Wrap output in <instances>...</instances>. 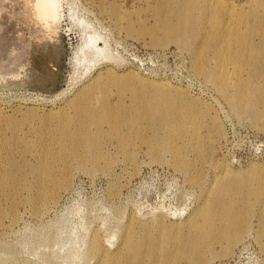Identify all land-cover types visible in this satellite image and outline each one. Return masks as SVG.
I'll list each match as a JSON object with an SVG mask.
<instances>
[{"label":"rangeland","instance_id":"374dc122","mask_svg":"<svg viewBox=\"0 0 264 264\" xmlns=\"http://www.w3.org/2000/svg\"><path fill=\"white\" fill-rule=\"evenodd\" d=\"M229 1L242 11L53 0L40 15L0 0V264H99L103 247L164 264L197 211L213 217L194 243L206 264H264V0ZM88 33L104 52L86 60ZM227 166L237 196L212 185ZM224 200L242 208L236 242Z\"/></svg>","mask_w":264,"mask_h":264},{"label":"bare ground","instance_id":"6f19581e","mask_svg":"<svg viewBox=\"0 0 264 264\" xmlns=\"http://www.w3.org/2000/svg\"><path fill=\"white\" fill-rule=\"evenodd\" d=\"M210 5H223L226 4L227 8L230 13L233 12L234 9H240L242 11L241 6L236 5L233 1L229 0H208ZM53 4V0H24V5L29 8L31 11H35L37 14H44L46 8H50ZM79 25L82 27L83 31L86 32V30L90 27V23L85 21L84 19L78 20ZM93 36L91 34H87V37H85L83 44L80 46L79 50L84 56V59L87 60L88 55H90L89 50L91 51L92 55L93 53L100 54L104 52L103 47H97L95 46V42L93 40ZM237 40V39H236ZM237 47L239 48V44H237ZM83 59V58H82ZM83 59V60H84ZM91 89V88H88ZM88 92V90H84L82 94L79 95V97H83V94L85 95ZM94 107H87L84 114L85 115H91L93 113ZM105 118H112L117 119L116 116H112L111 114L104 115ZM142 118L150 119L154 121L157 117V112L153 110V108H150L149 110L145 111ZM158 119V118H157ZM99 120L100 119H96ZM130 119H124L122 120L121 124L123 126H131ZM118 125V123H115V127ZM65 145L61 143V147H64ZM240 175L238 171L231 169L229 166L224 167V170L221 172V174L218 176L216 175L215 178H213L212 185H216L218 182H220L221 190L222 192L227 191V189H230L234 192L230 193L231 196H237L238 192L241 189V184L237 181L239 180ZM237 182V183H236ZM218 183V185L220 184ZM231 183H236L234 185H231ZM217 185V186H218ZM254 193L256 196H261L263 194L262 191L259 189H249L248 194L251 195ZM232 200H224V204L226 208L225 211H219V215H222V217L225 220V226L223 230H221L223 233L228 232L230 233V240L232 242H236L242 235V231L240 228L236 226V220L237 215L240 219V214L242 211V208H240L238 205H233ZM247 211L254 212L256 210V206L252 205L250 200L248 202L246 201L245 206ZM235 212L239 213L235 215ZM201 214V211H197L196 217L194 221L187 220L186 225L188 230L184 231L182 236V246L179 250L173 251L169 254V256L165 259L164 264H183L188 262H193L194 264H206L208 263V256L203 258L202 253L200 251V246L198 244H194L196 241L206 238L209 236L210 231H212V223H213V217L209 216L205 218L203 221L199 220V216ZM259 214L261 216L264 215V205H260ZM194 229V230H192ZM195 240V241H194ZM194 244V245H193ZM95 248L97 251L100 252V249L97 247L96 244ZM110 249L103 247L102 249V256L99 260V264H145L142 260H140L143 256L140 254V250L134 249V250H127V251H120V253L116 252L114 255H108V251ZM120 254V255H117ZM211 255L216 256L218 255L217 252H212ZM118 256L120 258L118 259ZM124 257H130V263L127 260H123ZM197 260V261H196ZM152 264H159V263H152Z\"/></svg>","mask_w":264,"mask_h":264}]
</instances>
